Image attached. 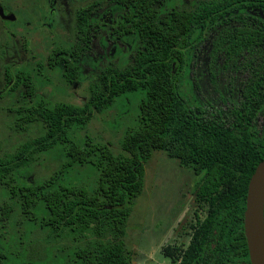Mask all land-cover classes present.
<instances>
[{
    "label": "trees",
    "instance_id": "obj_1",
    "mask_svg": "<svg viewBox=\"0 0 264 264\" xmlns=\"http://www.w3.org/2000/svg\"><path fill=\"white\" fill-rule=\"evenodd\" d=\"M154 1L119 0L112 11L121 21L101 25L104 50L111 29L132 49L103 54V67L90 57L98 69L83 106L35 96L29 72L5 73L7 93L27 89V101L10 112L14 130L29 135L11 151L0 148V264H136L128 224L145 191V164L159 151L199 177L195 196L207 209L188 247L167 246L165 255L174 264H251L244 212L264 159V133L254 125L264 112V0H201L189 10ZM94 12L79 11L74 46L50 59L68 83L83 75ZM205 50L248 74L229 114H207L182 90L190 61ZM128 95L139 112L116 153L86 129ZM50 154L59 167L36 176Z\"/></svg>",
    "mask_w": 264,
    "mask_h": 264
},
{
    "label": "rangeland",
    "instance_id": "obj_2",
    "mask_svg": "<svg viewBox=\"0 0 264 264\" xmlns=\"http://www.w3.org/2000/svg\"><path fill=\"white\" fill-rule=\"evenodd\" d=\"M56 1L0 0L16 16L15 24L7 27L0 19V53H3L0 56V148L4 151L13 150L29 135L14 130L15 117L10 112V109L27 101L24 98L27 89L18 87L15 92L7 93L4 65H12L13 74L29 72L35 96L52 103L83 106L89 98V86L95 80L92 76L98 69L93 66L91 58L86 56L82 59L80 67L83 75L72 83L66 82L59 67L51 66L50 58L57 50L72 48L75 43L76 11L93 0ZM199 1L182 0L181 5L173 2L170 6L189 10ZM50 15L57 16L50 19ZM3 29L7 30L4 35ZM9 32H14L15 36L11 37ZM125 44L120 53L127 56L130 53L128 41ZM96 48V52H100V48ZM111 48L115 47H110L112 51ZM206 50L190 61L187 76L182 79V90L193 106L205 110L207 114H229L235 100L228 94V70L223 67L222 59L217 60L216 65L210 62ZM111 61L116 63L115 58H111ZM102 62L100 59L99 67L103 65ZM138 105L134 96L118 99L112 109L95 115L86 132L111 144L114 152L122 153L119 141L125 131L133 127L139 112ZM254 125L258 132L264 133V112L257 116ZM60 163L61 160L54 154L47 155L34 173L40 177L49 176ZM198 179L192 171L183 168L179 161L171 159L165 152H155L145 164V191L137 199L126 237L127 249L136 264H174L165 255L164 249L167 246L188 247L198 221H203L207 215L206 207L195 196ZM243 262L248 264V259ZM175 264H181V261Z\"/></svg>",
    "mask_w": 264,
    "mask_h": 264
},
{
    "label": "flooded vegetation",
    "instance_id": "obj_3",
    "mask_svg": "<svg viewBox=\"0 0 264 264\" xmlns=\"http://www.w3.org/2000/svg\"><path fill=\"white\" fill-rule=\"evenodd\" d=\"M172 1L173 0H155L154 2L156 3L155 5L158 7H164L167 4H169V7L170 8L172 7V9H176V7H175L176 5L179 6L182 4V0H174L173 2L176 5L170 6L171 3L173 4ZM56 2H57L56 0H51V3H56ZM118 2H119V0L118 1L117 0H93L87 6L82 7L76 11V15H75V17H76V33L74 35V40H76V37H77V15H78L79 11L84 10L85 8H87L91 5H94V9H95L94 17H95V24L97 25V29L95 30V34L93 35V41L91 43V49L87 52V54L84 55V57H86V56H89L91 58L93 57L95 59L94 60L95 63L100 62L101 58L98 59V57H102L103 54H105L107 52H111V50H109L111 46L115 47L113 49H116V50L120 49L119 51H122V48H124L126 45L125 42L128 41V39H129L128 37H125L126 39L124 40V36L121 34H118L116 32V29H111L110 36H108L109 43H107L108 45L105 46V50H104L103 44L101 42L102 34L105 33V30L103 29V27L101 25H111V24L116 25V23L121 21V17H120V15H118V11H115V14H113V11H112L115 8H117V4H119ZM194 5H197V2ZM180 9H182V8H180ZM104 10H106V11L103 12ZM54 11H56V8H54ZM102 14H104V15H102ZM56 16L57 15H55V16L50 15L49 18L53 19ZM0 19H1L4 27L14 25L16 22V16H14L12 14V12L10 10H8V8L4 4H2L1 2H0ZM6 31L7 30L3 29L2 35H4L6 33ZM9 33H10L9 35L11 37L15 36L14 32H9ZM113 34H114V36H113ZM114 38H117L119 41L114 40ZM121 38H123V39L121 40ZM122 41H124V42H122ZM128 44H129L128 51H130L132 49L131 48L132 45L129 43V41H128ZM96 47L100 48V52L99 51L96 52V49H97ZM113 49H112V52L115 53L116 50H113ZM66 50L67 49L57 50V51H55L53 56H55V54H57L59 52H63ZM2 54L3 53H0V56ZM207 55L210 56L208 58L210 60V62H213L215 64L217 63L218 59L213 57V53L210 50L208 51ZM236 66H238V64L234 65L232 60L231 61L228 60V65L223 64V67L228 70L227 82H226L227 87H228V94L230 95V97H234V100H235V102L232 103V109H233L234 104L240 101V96L242 95L241 91L243 88V80L246 79L248 76L247 73L243 74L240 70H236L235 69ZM3 71H5L4 72V81H5V86H6L5 73L7 71L13 73L12 65H4ZM17 73H19V72H17ZM232 109L229 112H231Z\"/></svg>",
    "mask_w": 264,
    "mask_h": 264
},
{
    "label": "water",
    "instance_id": "obj_4",
    "mask_svg": "<svg viewBox=\"0 0 264 264\" xmlns=\"http://www.w3.org/2000/svg\"><path fill=\"white\" fill-rule=\"evenodd\" d=\"M244 232L251 264H264V159L248 184Z\"/></svg>",
    "mask_w": 264,
    "mask_h": 264
}]
</instances>
